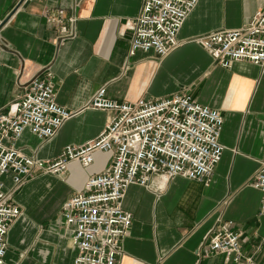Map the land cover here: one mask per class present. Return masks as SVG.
I'll return each mask as SVG.
<instances>
[{
  "label": "crops",
  "instance_id": "crops-1",
  "mask_svg": "<svg viewBox=\"0 0 264 264\" xmlns=\"http://www.w3.org/2000/svg\"><path fill=\"white\" fill-rule=\"evenodd\" d=\"M142 3L0 0V112L40 76L52 82L57 104L74 114L50 141L25 131L16 147L52 161L64 147L95 139L112 118L86 108L101 88L109 99L128 103L188 92L223 118L221 161L208 184L153 176L148 188L130 187L122 207L133 222L117 264H264L261 194L252 187L264 160V76L245 61L223 69L198 43H190L244 26L264 0H199L179 34L181 47L165 59L152 53L129 55L127 24L136 19ZM58 11L73 38L61 40V25L48 22L47 16ZM110 160L109 154L97 153L88 168L72 163L62 176L41 174L22 186L14 195L22 216L9 230L5 264H73L76 250L61 207ZM0 182L5 190L11 187L8 177ZM228 222L240 235L238 262L210 251L205 241Z\"/></svg>",
  "mask_w": 264,
  "mask_h": 264
},
{
  "label": "built area",
  "instance_id": "built-area-1",
  "mask_svg": "<svg viewBox=\"0 0 264 264\" xmlns=\"http://www.w3.org/2000/svg\"><path fill=\"white\" fill-rule=\"evenodd\" d=\"M198 2L143 0L138 16L127 24L131 32L129 55L152 53L160 59L171 55L181 47L179 34ZM47 20L61 25V40L75 36L63 24V11L48 15ZM195 42L223 69L245 61L264 76V6L244 26L212 32ZM86 108L111 113L112 118L95 139L64 147L52 161L26 155L16 147L25 131L42 142L50 141L74 116L57 104L50 80L34 77L6 111L0 112V177L11 181L8 190L0 182V264H5L9 230L22 216L14 195L38 175L59 177L72 163L88 168L97 153L111 156L103 172L88 178L83 189L63 203L61 218L76 250L73 264H117L122 241L133 222L132 214L122 207L130 187L148 188L153 176H161L165 182L180 177L208 184L221 161L223 118L188 92L128 103L109 99L106 89L101 88ZM252 187L261 194L260 214L264 215V160ZM231 225L221 224L205 241L210 251L238 262L240 235ZM247 264L254 263L248 260Z\"/></svg>",
  "mask_w": 264,
  "mask_h": 264
},
{
  "label": "rangeland",
  "instance_id": "rangeland-1",
  "mask_svg": "<svg viewBox=\"0 0 264 264\" xmlns=\"http://www.w3.org/2000/svg\"><path fill=\"white\" fill-rule=\"evenodd\" d=\"M202 36H204V35H202ZM202 36H199V37H202ZM197 38H198V37L192 39V40L190 41V43H191V42H195ZM169 87H173V83H171V81H169Z\"/></svg>",
  "mask_w": 264,
  "mask_h": 264
},
{
  "label": "bare ground",
  "instance_id": "bare-ground-1",
  "mask_svg": "<svg viewBox=\"0 0 264 264\" xmlns=\"http://www.w3.org/2000/svg\"><path fill=\"white\" fill-rule=\"evenodd\" d=\"M197 43V42H196ZM199 44V43H198ZM200 45V44H199Z\"/></svg>",
  "mask_w": 264,
  "mask_h": 264
}]
</instances>
